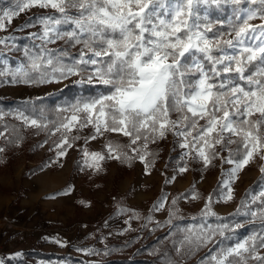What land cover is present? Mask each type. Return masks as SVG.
I'll return each instance as SVG.
<instances>
[{
  "label": "snow or ice",
  "instance_id": "obj_1",
  "mask_svg": "<svg viewBox=\"0 0 264 264\" xmlns=\"http://www.w3.org/2000/svg\"><path fill=\"white\" fill-rule=\"evenodd\" d=\"M219 2L26 0L17 6L18 11L3 13L0 28L4 27L3 18L10 21L27 8L55 9L60 16L42 21V38L79 45V59L68 66L49 52L47 57H30V70L39 72L43 83L51 82L49 76L55 79L58 74L66 79L91 66L88 82L95 80L108 89L107 94L74 106L73 115L60 128L71 131L77 124L92 125L96 135L119 132L130 138L131 145L143 141L145 149L148 133L163 138L171 131L184 138L182 147L196 148L206 165L219 155L217 145L231 155L229 146L235 144L238 157L226 162L235 165L231 177H236L257 156L264 159V0H250L261 7L237 15L227 36L214 31L211 23H200V6ZM257 18L260 23H251ZM64 24L71 25V30L61 31L59 26ZM42 65L50 66L51 72L41 71ZM17 76L23 83L36 82L23 66L13 73V82ZM20 116L38 126L37 120ZM63 146H72L67 137L57 145L60 156L66 154ZM107 147L109 152L116 151L111 144ZM89 155L93 160L105 158L85 150V156ZM139 158L145 159L144 155ZM260 195L264 197V192ZM227 198H232L231 193ZM214 235L210 230L197 240L207 243ZM220 235H224L222 230ZM257 243L264 248V237H250L221 249L211 260L214 264H248L251 258L264 264Z\"/></svg>",
  "mask_w": 264,
  "mask_h": 264
},
{
  "label": "rangeland",
  "instance_id": "obj_2",
  "mask_svg": "<svg viewBox=\"0 0 264 264\" xmlns=\"http://www.w3.org/2000/svg\"><path fill=\"white\" fill-rule=\"evenodd\" d=\"M24 2L26 0H11L7 4L0 1V17H3L4 12L18 11L17 6ZM249 8L255 9L251 6L244 7L240 10V15ZM54 10L50 7L34 6L19 12L10 21L3 18L4 27L0 28V61L5 66L0 67V76L13 75L18 68L25 67L21 61H11L24 53V47L18 51L14 50L17 44L15 40L18 38L31 37L32 42L41 48L59 46L61 40L52 43L42 38V21L50 17L48 14ZM200 23L203 25L211 22L209 18L201 17ZM251 23L258 24L260 20L257 18ZM211 25L214 31L224 33L225 36L231 32L215 29L214 23ZM30 47L33 49L32 45ZM26 64L30 67L31 61ZM88 75L87 72H80L66 79L59 75L55 79L49 76L51 82L43 83L39 82L40 76L33 83L0 80V97H43L68 84L78 83L77 81L88 82ZM87 102L90 100L82 103L69 102L62 123H67V118L73 115L74 106H82ZM79 115L83 117L84 114ZM20 117L19 120L27 131L35 127ZM62 123L52 130L53 146L49 145V141L41 140L42 133H32L30 138H26L15 162L0 166V264H3L6 258H20L28 249L79 256L89 262H96L110 258L112 253L109 246L119 242H128V246L114 250V254L130 256L149 236L155 237L159 232H168L173 217H191L200 210L229 215L242 209L245 213L241 217L248 220L239 226L264 218V205L254 208L259 200L262 201L260 194L264 192V172H261L264 159L259 156L239 171L236 177H231V170L235 165L226 162L232 158L228 154L229 150L221 149L217 145L215 152L219 155L215 158V168L194 172L187 167L166 164L167 158L176 153L183 154L188 160L193 158L195 166H198V163L205 164L196 148L182 147L186 142L184 138L171 131L166 132L163 138L158 134L148 133V138H158L150 145L158 146L162 157L154 163V168L149 169L145 161L137 156L144 150L140 141L131 145L130 138L119 132L96 135L92 125L80 127L77 124L68 131L60 128ZM57 128L60 130L57 131ZM93 135H96V139H90ZM64 137H67L72 146H63L66 154L60 156L57 145L62 144ZM188 139L191 140V137ZM109 144L116 151L109 152ZM133 147L137 151H133ZM85 150L88 153L107 156V159L105 157L103 160H93L90 155L85 156ZM121 152L136 158L134 165H122L120 159L115 158L120 156ZM76 159L81 160L83 167L74 171ZM105 160L109 161L108 171L104 176L98 177L97 172H103L105 168ZM40 163H45L43 168L32 174H25L26 165ZM51 177L56 181L53 182ZM99 181L102 182L101 186H98ZM190 188L192 191L186 195L184 191ZM229 193L231 199L227 198ZM174 194L181 196L174 198ZM172 199L177 200L173 209L170 207ZM240 201L243 203L240 204ZM201 229H204L202 224L197 228L189 226L185 229L183 226L181 237H189L190 242L186 239L188 243L194 244L195 247L201 245L207 250L212 240L200 243L197 237L203 233ZM178 234L176 228L171 231L173 237ZM250 237L254 235L240 237L225 248ZM257 251L261 254L264 248ZM31 261L32 264H67L63 259L53 262L32 258Z\"/></svg>",
  "mask_w": 264,
  "mask_h": 264
},
{
  "label": "trees",
  "instance_id": "obj_3",
  "mask_svg": "<svg viewBox=\"0 0 264 264\" xmlns=\"http://www.w3.org/2000/svg\"><path fill=\"white\" fill-rule=\"evenodd\" d=\"M3 3H10L11 0H0ZM251 6L255 9L260 8V4L257 3L252 5L250 0H241L240 4L232 3V0H220L218 4H209L200 6V14L203 19H210L211 23H214L215 29L226 32L231 31L232 26L237 23L236 16L240 15V10L244 7ZM50 17L58 18L60 14L57 11H52L48 14ZM203 15L206 17L204 18ZM39 17V15H35ZM204 21V20H203ZM61 31L71 30V25H60ZM16 41L15 51L24 47V53L22 56L12 58V62L16 63L21 61L25 67L24 69L29 71V75L32 80H36L39 76V72H32L28 62H30V57L43 56L47 57L49 52L53 56L59 57L63 64L71 66L76 60L79 59L80 46H73L71 43L61 40L58 47L52 48H41L32 42L31 37H21ZM33 49H31V46ZM13 50V52H14ZM63 52H67L68 55H62ZM26 62V63H25ZM55 63V61H54ZM4 65L0 61V67ZM5 66V65H4ZM51 72V67L47 65H42L41 71ZM91 66H88L82 70V74H89ZM58 75V74H57ZM1 81L13 82V75L6 74L0 76ZM19 76L16 77V83H19ZM33 83V82H31ZM108 89L106 86L98 82H86L82 81L79 83H71L66 85L64 88L49 93L43 97L32 98V99H18V98H4L0 97V148L4 151L0 152V166L11 165L15 162L16 156L22 151L23 144L26 138H30L32 133H42L40 137L41 140L49 141V145H54V140L52 142L51 138L52 130L56 128L60 123L64 121V112L69 105V102L82 103L87 100H93L98 98L102 94H107ZM20 114L26 116L29 119H35L38 121V126H35L31 130H26L22 122H20ZM21 118V117H20ZM175 119V115H173ZM53 139V138H52ZM158 138H148L147 148L141 150L137 156L145 155V164L149 169L154 168V163L158 162L161 157V149L158 146L150 145L153 141ZM57 141V140H56ZM140 146L142 147L143 141H140ZM25 146V145H24ZM231 155L236 159L238 153L236 151L237 145H230ZM212 150H208L211 152ZM107 159V156H105ZM216 156L211 159L209 164H199L195 166V161L188 160L181 153L171 154L167 158V166L176 167H187L192 169L194 172H205L215 168ZM120 162L122 165L129 164L134 165L136 158H132L130 155L120 153ZM43 164H35L33 166L26 165L25 174H32L35 171L43 168ZM105 168L97 172L96 176H104L108 171L109 161L105 160ZM83 167L81 160L76 159L74 165V171ZM263 175V173L260 175ZM85 176V175H84ZM102 182L99 181L98 186H101ZM192 189L184 191L187 195ZM173 196V195H172ZM180 197V194H174V198ZM177 200H171L170 207L175 208ZM243 202L240 201V204ZM264 205V197L262 201H258L254 208H260ZM214 214H209L204 210H200L191 217H173L171 219L169 231L159 232L155 237L149 236V238L139 244L135 252L130 256H119L114 254V250L122 249L128 246V242L112 243L109 246V251L112 256L108 259H101L96 262H89L79 256H69L66 254H60L55 252H44L40 249H28L24 252V255L18 259L6 258L3 264H32V258L44 259L48 261L58 262L61 259L66 260L67 264H214L211 260L213 255L219 253L222 248L231 245L240 237L254 235V237L259 240L260 237H264V218L260 219L258 222H250L245 225H241L242 222L248 220V218H242L243 210L238 209L236 212L229 215H219L215 212H210ZM262 219V220H261ZM199 224H202L204 229H201L203 233L207 234L209 231H214L215 235L212 237V242L210 243L207 250L201 245L190 244L185 238L181 237V227L184 226L187 229L189 226L197 228ZM227 226L226 228L223 226ZM238 225V226H235ZM176 228L179 234L176 237L171 235V231ZM224 232V235H220V231ZM257 250H260L259 244L257 243ZM264 255V251L261 253ZM248 264H261L260 261L255 259H249Z\"/></svg>",
  "mask_w": 264,
  "mask_h": 264
},
{
  "label": "crops",
  "instance_id": "obj_4",
  "mask_svg": "<svg viewBox=\"0 0 264 264\" xmlns=\"http://www.w3.org/2000/svg\"><path fill=\"white\" fill-rule=\"evenodd\" d=\"M24 165H25V164L23 163V166H24ZM20 167H21V166H20ZM51 180H52L53 182L56 181V180H53V179H51Z\"/></svg>",
  "mask_w": 264,
  "mask_h": 264
},
{
  "label": "bare ground",
  "instance_id": "obj_5",
  "mask_svg": "<svg viewBox=\"0 0 264 264\" xmlns=\"http://www.w3.org/2000/svg\"><path fill=\"white\" fill-rule=\"evenodd\" d=\"M50 179H53V180H54L55 178H52V177H51Z\"/></svg>",
  "mask_w": 264,
  "mask_h": 264
}]
</instances>
